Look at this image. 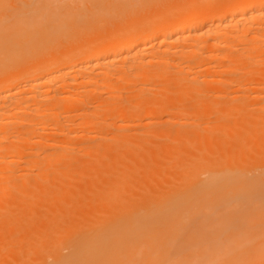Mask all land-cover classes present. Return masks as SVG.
Instances as JSON below:
<instances>
[{
  "label": "bare ground",
  "instance_id": "obj_1",
  "mask_svg": "<svg viewBox=\"0 0 264 264\" xmlns=\"http://www.w3.org/2000/svg\"><path fill=\"white\" fill-rule=\"evenodd\" d=\"M135 1L0 0V264H264V0Z\"/></svg>",
  "mask_w": 264,
  "mask_h": 264
},
{
  "label": "rangeland",
  "instance_id": "obj_2",
  "mask_svg": "<svg viewBox=\"0 0 264 264\" xmlns=\"http://www.w3.org/2000/svg\"><path fill=\"white\" fill-rule=\"evenodd\" d=\"M110 1H112V0H110ZM119 1H121V0H119ZM124 1H127V0H124ZM129 1H130V0H129ZM134 1H135V0H134ZM134 1H133V4H135ZM139 1H140V0H136L135 2L138 3ZM164 1H165V0H164ZM171 1H173V0H171ZM175 1H176V0H174L173 2H175ZM179 1H180V2H179ZM182 1H184V0H178V1H176L177 3H174V4H172L173 2H171V5L174 6V5L178 4V2H179V3H182ZM186 1H187V0H185L184 3H185ZM188 1H189V0H188ZM117 2H118V0H117ZM130 2H132V1H130ZM140 2H141L140 4L138 3V4H139V7H140V8H138V9H140L139 11H141V6H140V5L142 4V1H140ZM145 2H146V1H145ZM150 2H151V1H149V5H148V4H146V5L143 4V5H144V6H142L143 9H144L145 7H146V8L149 7V8H151L152 10H155V9H153V7H150V5H151ZM155 2H157V4H158V1H153V6H155V5H154ZM169 2H170V0H169ZM169 2H168V3L166 2V3H167L166 6H163V5H165V3L162 1V4H163V3H164V4H163V5L161 4V6H163V7L160 6L161 8H158L159 6L156 5V6H158V7H156L157 10H156V11H152V10H151V13H152V12H153V13L156 12L157 15H158V13L160 14V15H158L160 18L163 17L164 14L167 12L166 10H167L168 4L170 5ZM105 3H107V1H106ZM108 3H109V2H108ZM113 3H114V4H113ZM115 3H116V0H115V2H112V5H111V4L109 5V7H111L112 10H113V9H116L117 6H119V5H116V4H118L119 2L116 3V4H115ZM120 3H122V2H120ZM137 3H136V5H137ZM146 3H148V2H146ZM122 4H124V3H122ZM122 4H121V5H122ZM126 4H127V3H126ZM133 4H131V5L128 4L127 6H132ZM155 4H156V3H155ZM107 5H108V4H107ZM159 5H160V0H159ZM104 6H105V5H104ZM124 6H126V5H124ZM124 6H122V7H123L122 9H124ZM127 6H126V7H127ZM151 6H152V5H151ZM173 6H172V7H173ZM178 6H179V4H178ZM106 7H107V6H106ZM106 7H105V9H106ZM109 7H107V8H108L109 11H111V10H110L111 8L109 9ZM119 7H120V6H119ZM132 7H133V6H132ZM137 7H138V6H137ZM172 7H171V9H172ZM127 8H129V7H127ZM130 8H131V7H130ZM130 8H129V10H130ZM133 8H135V6H134ZM133 8H131V10H132ZM154 8H155V7H154ZM168 8L170 9V7H168ZM173 8H174V7H173ZM120 9H121V7H120ZM122 9H121V10H122ZM136 9H137V8H135L134 10H136ZM160 9H161V10H160ZM106 10H107V9H106ZM127 10H128V9H127ZM131 10H130V11H131ZM146 10H147V9H146ZM146 10H145L144 12H143V10H142L141 12H143V14H144V13L146 12ZM149 10H150V9H149ZM149 10H147V11L149 12ZM163 10L166 11V12L164 13ZM118 11H120L119 8H118ZM123 11H124L125 14H126L127 11H126V10H123ZM123 11H120V13H121V12L123 13ZM116 12H117V11H116ZM116 12H115V13H116ZM131 12H132V11H131ZM134 12H135V11H134ZM134 12L131 13V14H132L131 16L134 17V18L132 17L133 20L137 17V15L134 16ZM160 12H161V13H160ZM162 12H163V13H162ZM128 13H129V11H128ZM128 13H127V14H128ZM136 13H137V11H136ZM149 13H150V12H149ZM153 13H152V14H153ZM110 14H111V13H110ZM118 14H119V13H118ZM123 14H124V13H123ZM125 14H124V15H125ZM147 14H148V13H147ZM161 14H162V15H161ZM111 15H112V14H111ZM113 15H114V14H113ZM124 15L121 14V16H124ZM145 15H146V13H145ZM157 15H156V17H157ZM116 16H118V15H116ZM119 16H120V14H119ZM121 16H120L119 18H121ZM126 16H127V15H126ZM128 16H129V15H128ZM128 16H127V17H128ZM131 16H129V18H131ZM146 16H148V15H146ZM138 17H139V15H138ZM138 17H137V20H138V19H139V20H138L136 23L133 24L134 27L139 26L140 24H143V23H144L143 19H145V16L143 15L144 18L141 17V19L138 18ZM108 18H109V17H108ZM119 18H118V19H119ZM124 18H125V21L128 19V18L126 19L125 16L123 17V19H124ZM132 18H131V20H132ZM110 19L112 20V22H113L114 20H117V18L114 19V20H113L112 18H110ZM123 19H121V20L124 21ZM121 20H120V21H121ZM109 21H110V20H109ZM118 21H119V20H117L116 23H114V22H115V21H114V22L112 23V26H113V24H116V25H117V23H119ZM125 21H124V22H125ZM129 21H130V20H129ZM142 21H143V22H142ZM124 22H123V23H124ZM126 22H127V21H126ZM141 22H142V23H141ZM109 23H110V22H107V23H106V26H107ZM120 23H121V22H120ZM120 23H119V24H120ZM139 23H140V24H139ZM119 24H118V25H119ZM120 25H121V24H120ZM106 26H105V27H106ZM110 26H111V24H110ZM114 26H115V25H114ZM114 26H113V27H114ZM107 27H109V26H107ZM109 28H110V27H109ZM111 28H112V27H111ZM106 32H107V33H106ZM108 33H110V30H109V29H107V30L104 31V37H102L101 39L98 40V45H99V43L101 44V42H102V43H103L102 46H103V45L107 42V41H106V38H105V35L108 34ZM104 40H105V43H104ZM92 42H93V41H91V43H92ZM159 43H160V42H159ZM159 43L157 44L158 46H159ZM95 44H97V43H95ZM95 44H94V45H95ZM98 45H97V46H98ZM90 47H91V45H90ZM95 47H96V46L93 47V45H92V48H95ZM98 47H99V46H98ZM100 47H101V46H100ZM92 48H90V49H92ZM90 49H89V50H90ZM95 49H96V48H95ZM90 51H91V50H90ZM92 51H93V49H92ZM52 127H53V126L51 125L50 128H52ZM52 129H53V128H52ZM51 132H53V130H51ZM51 137H53V133H52ZM80 137H82V136H79V137H77V138L79 139ZM83 138H84V137L80 138L79 140H78V139H75V141H76V140H77L78 142L81 141V140L84 141ZM157 138H158V139L154 138V141H155L156 143H158V142H159V143H160V142H164V143L167 142V140L165 139V136H164V137H163V136H161V137L157 136ZM166 138H167V137H166ZM168 139H169V138H168ZM85 140H86V139H85ZM159 140H160V141H159ZM79 143H81V142H79ZM80 156H81V155H80ZM81 182L83 183L84 181H81ZM81 182H80V183H81ZM14 200H15V199H12V201H11V199H8V202L11 201L10 203L13 204V203H14ZM14 209H16V208H14ZM6 232H7V231H5V233H6ZM5 233L3 232L2 234H5ZM2 236H3V235H0V238H1ZM4 251L6 252V253H5L6 255L9 253L8 248L5 249ZM4 251H2V252H3L2 254H4ZM7 252H8V253H7ZM5 254H4V256H5Z\"/></svg>",
  "mask_w": 264,
  "mask_h": 264
}]
</instances>
